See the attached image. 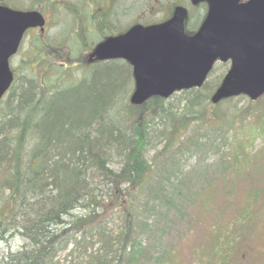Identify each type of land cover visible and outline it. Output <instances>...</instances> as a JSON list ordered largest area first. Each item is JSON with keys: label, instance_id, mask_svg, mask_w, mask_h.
Masks as SVG:
<instances>
[{"label": "trees", "instance_id": "obj_1", "mask_svg": "<svg viewBox=\"0 0 264 264\" xmlns=\"http://www.w3.org/2000/svg\"><path fill=\"white\" fill-rule=\"evenodd\" d=\"M12 1L0 3L41 12L47 2L52 3L57 12L69 11L71 24L61 41H55L57 47L46 31L32 30L33 40L23 60L26 67L17 72L0 102V239L16 236L22 241L16 250L0 255V264H58V252L69 245L70 264H179L178 240L212 211L208 203L218 197L225 203L235 192H246L248 200L247 207L240 208L241 227L263 230L264 143L253 155L245 145H236L234 164L207 160L223 153L239 136L253 141L264 138V118L254 114L250 100L236 105L245 96L211 103L222 70L211 76L212 70L200 87L134 105L129 102L133 89L129 63L121 59L86 62L87 55L82 62L78 58L79 47L86 48L78 5L63 9L61 0H32L26 5ZM164 1L146 4L162 7ZM108 6L96 11L98 27L103 32L115 27L112 35H119L124 26L111 22L110 13L115 23L117 14ZM190 8L187 27L194 29L206 5ZM74 44L78 46L69 52L68 46ZM42 54L40 65L45 66L36 73L30 64ZM105 62H116V76H110L108 67L101 69ZM256 117L255 124L248 123ZM160 141L162 148L150 154L149 148ZM194 156L195 164L187 166V159ZM216 165L219 169L213 171ZM245 179L248 184L241 191L238 186ZM258 202L262 206L256 218L257 211L250 206ZM191 214H200L192 217L196 224L189 220ZM215 215L220 219L222 209ZM113 217L119 226H109ZM181 219L186 226L177 228L179 233L173 237L170 232L177 227L173 224ZM214 231L226 232L227 226ZM253 238L238 244L241 250L233 262H227L232 249L215 242H209L213 245L207 256L220 259V264H241L238 257L253 253V264H264L263 250L255 251L259 241L253 243ZM244 246L247 253L242 251ZM200 248L192 250L196 257ZM211 260L206 263L212 264Z\"/></svg>", "mask_w": 264, "mask_h": 264}, {"label": "water", "instance_id": "obj_2", "mask_svg": "<svg viewBox=\"0 0 264 264\" xmlns=\"http://www.w3.org/2000/svg\"><path fill=\"white\" fill-rule=\"evenodd\" d=\"M207 4L198 29H185L187 8L176 5L169 18L148 25L136 23L123 33L96 44L90 59H124L132 66L134 89L130 102L144 103L153 96L168 98L175 91L200 87L216 60L231 66L211 101L264 94V0H190ZM38 10H18L0 4V101L13 79L9 59L25 32L44 31Z\"/></svg>", "mask_w": 264, "mask_h": 264}, {"label": "rangeland", "instance_id": "obj_3", "mask_svg": "<svg viewBox=\"0 0 264 264\" xmlns=\"http://www.w3.org/2000/svg\"><path fill=\"white\" fill-rule=\"evenodd\" d=\"M32 0H13L15 4L19 5H26L30 3ZM63 2V9H65L66 5L69 4V6L76 7L77 5L81 9V13L83 12L82 17L80 18L81 22L80 24L83 26L82 30L86 31V34L84 36L85 41H86V48L84 47H79L78 50V58H80V61L82 62V59H85L86 56V62H89L87 60L88 54L86 52L89 51L91 47H94L97 42L100 40L106 38L109 35H112L117 32V29L115 27H112V31H110L108 28L104 30V32L101 30L100 27H98V20H99V15L97 13L102 12L104 9L107 7H104L106 5H109V9L114 11V13L117 14V20L116 23L112 19L114 16L111 14V22L115 26H120L123 25L124 28L126 29L128 26L132 25V23L138 22L139 20H143L147 23L149 22H157L159 20L164 19L169 15V13L172 11L173 6L176 5L177 1H181L182 5H185L189 11H191L190 4L188 3L189 0H165L164 1V6L158 7L155 5L148 6L146 2L148 0H61ZM74 6H73V5ZM101 4V5H99ZM53 4L47 2V5H44V8L42 10L43 14L46 17L47 20V25L45 27L47 39L51 40L50 42H53L54 47H57V44H55V41H61L62 35L65 33L64 29L67 28V25L71 24V21L69 19V11L64 10L63 12H57L55 8L52 6ZM103 5V6H102ZM97 6V7H96ZM96 8V9H95ZM24 9V8H22ZM60 7L58 6V10ZM97 11V13H96ZM190 14V13H189ZM68 15V16H67ZM95 18L94 20L92 18ZM92 19V20H91ZM194 17H192L193 21ZM196 19V18H195ZM188 26V25H187ZM195 27V26H194ZM195 29V28H194ZM116 30V31H115ZM33 35L34 32L29 31L25 37L24 40L22 41L20 51L15 55L14 57L11 58V66L15 68V70L18 73H22L24 71V68L26 65L23 63V60H26L25 54L28 51L29 47L31 46L30 41L33 40ZM78 46L77 44H74L71 46V48H67L69 52L73 51V47ZM71 49V51H70ZM50 49H48L49 51ZM54 53L57 51L55 48H53ZM86 53V54H85ZM44 55L42 54L35 64H30L32 69L38 73L45 65L44 63L40 65L42 58ZM119 61V60H118ZM121 62V61H119ZM116 62H105V64H101V69L103 67H108L111 72L113 73L110 76H116V72L114 71L115 68L117 67V64H114ZM123 65V64H122ZM124 68V67H123ZM227 68V65L225 67V70ZM119 70V69H117ZM223 71L224 68L221 67L220 64H216L214 67L213 75L219 73L220 71ZM119 72V71H118ZM109 73V74H110ZM127 73V69H125L124 75ZM76 76H82L81 73H76ZM98 76V75H97ZM100 76H105L100 75ZM128 76V74H126ZM127 88H130L127 86ZM238 99V98H237ZM248 98H239L236 102V105L238 107H241L245 104H247ZM225 101V100H224ZM223 102V101H222ZM251 105L255 107L253 110L254 114L259 117V118H264V97L261 99H257L255 101H250ZM224 107L228 106V102L222 103ZM209 113L211 114V108L209 109ZM253 114L250 113L248 116V119H252ZM255 118L254 121L248 120V123L251 122L252 124H255L258 118ZM193 122L192 124H194ZM178 141H176L177 143ZM264 138H256L254 141L251 138H247V136H239V140L235 143H231L229 147H226L223 149V153H217L214 155H211L210 157L207 158L209 162H219L220 164L224 165H230L234 164V154L236 151L237 146L239 147L240 145H245L247 150L251 155L258 153L261 149L262 146L264 145ZM263 144V145H262ZM237 145V146H236ZM163 146V143L157 142L155 143L150 149V154H154L157 149H161ZM197 157H192L188 158L186 161V165L191 167L195 164ZM239 161L238 163L242 164L243 162V157H240L239 155ZM264 162L261 167H263ZM188 167V168H189ZM216 168V169H215ZM219 167L216 165L213 168V171H217ZM251 179V178H249ZM248 179L244 180V183L239 184L238 188L243 191L245 186L248 184L246 181ZM215 190V189H214ZM217 191V190H216ZM246 192H235L233 199L227 198L226 202L223 203V199L221 197H218L214 200V202L208 203L207 208H210L212 211L206 213L205 215L203 214L202 217L203 219L200 221V223L195 227L191 232H186L184 233L183 237L179 239L178 246L176 248V253L175 256L179 259L178 263L179 264H207V261H210L211 258L207 256V251L210 249L212 243L210 244L209 242H215L214 244L217 243L218 246H224L231 248L232 251L231 257L227 259V262H233L235 259V255L238 251L241 249L238 248V244L242 241L243 243H247L248 241H251L250 237H254L252 239L253 243H256L259 241V244L255 251H259L260 249L263 250V257H264V228L260 232H257L259 229V226H254V228L251 230L249 226H243L241 227L240 223V208H245L247 205L245 203H248L247 198L244 196ZM241 194V195H240ZM241 198V199H240ZM235 199V200H234ZM245 205V206H244ZM259 205V202L250 206L251 209L257 211L255 213L256 218L260 216V211H261V206ZM218 208L222 209V217L220 219L216 218V211ZM235 210L236 212H232ZM201 213V212H200ZM193 218H199L200 214H191L189 216V220L191 221ZM186 220V218H185ZM195 220V219H194ZM192 224H196V221H191ZM203 222V223H201ZM179 224V223H178ZM173 224V226H177L173 232H170L173 237H176L179 232H177L178 229L182 230L186 225L181 219L180 224ZM119 222L115 220V218H111L109 221V226H119ZM227 226V231L226 232H215L214 228H219L224 230V228ZM198 227V228H197ZM178 228V229H177ZM197 228V229H196ZM177 229V230H176ZM216 230V229H215ZM254 231V232H253ZM6 236V235H4ZM22 244V241L19 237L13 236V237H4L3 240L0 239V255L2 253L8 252L9 250H16L17 248L20 247ZM201 248L198 250L200 256L196 257L193 253L192 250L193 248ZM209 247V248H208ZM71 246H68L67 250L59 251L57 255V260L58 264H70L69 258H67V252L70 250ZM235 249V250H234ZM244 253H247L248 250L244 246L242 248ZM175 251V248H174ZM178 254V255H177ZM243 257V254L238 257L241 262V264H253V259H254V254L253 253H248ZM264 259V258H263ZM213 261L212 264H220L221 260L214 259L211 260ZM177 264V262H175Z\"/></svg>", "mask_w": 264, "mask_h": 264}, {"label": "flooded vegetation", "instance_id": "obj_4", "mask_svg": "<svg viewBox=\"0 0 264 264\" xmlns=\"http://www.w3.org/2000/svg\"><path fill=\"white\" fill-rule=\"evenodd\" d=\"M46 22H47V20H46ZM220 64H228V65H230V60L227 61V62H224V63H220ZM12 70H13L14 76H17V71L15 70V68H12Z\"/></svg>", "mask_w": 264, "mask_h": 264}]
</instances>
